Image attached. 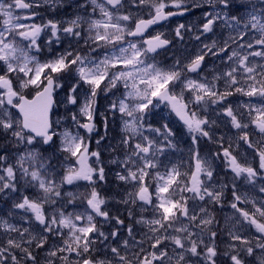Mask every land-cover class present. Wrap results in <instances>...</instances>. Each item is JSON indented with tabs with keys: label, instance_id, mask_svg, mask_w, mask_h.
<instances>
[{
	"label": "snow or ice",
	"instance_id": "obj_1",
	"mask_svg": "<svg viewBox=\"0 0 264 264\" xmlns=\"http://www.w3.org/2000/svg\"><path fill=\"white\" fill-rule=\"evenodd\" d=\"M45 3L55 4L58 0H44ZM92 5L93 13L98 9L101 18L87 20L84 17L77 16L75 19L67 22V26H61L58 22L49 20L47 23L37 24L34 22L35 12H27L25 14L17 13L16 10H29L41 6L39 0H3L0 2V131L3 132L5 138L10 134L13 147L20 149L22 152L17 155L16 164H7V155H0V193L11 189L17 191V170L20 173V179L25 183H31L33 187H37L42 197L30 199L24 196L20 202L14 203V208L24 212H30L35 221L41 226L42 231L53 236H60L63 245L47 251V256L58 258L64 261V264H71L69 256L58 255V253L75 254L81 257L75 264H134L126 254H121L120 248L111 247L112 259H95L91 256L94 251V245L97 241L101 243L108 239L103 231H100L94 217L91 213H95L97 217H103L105 220L115 219L117 224H123V221L117 217H111L107 211L103 209L105 199L100 196L99 192L93 186L90 193L85 195L88 208L91 210L86 217L87 223L78 226L76 221L85 219L83 214L65 215L60 212L59 217L53 213L51 217L44 211V205L47 203L55 204V198L62 196L60 185L56 182L54 171L50 165V157L44 155L49 147L55 145L54 137H60V151L66 153L65 159L68 157L75 158V165L66 167L65 174L61 183L73 184L77 180H85L94 185V176L98 175L99 180H105L104 168H95L89 164V157H96L97 163L100 160L99 152H89L88 144L85 138L79 133L72 134L65 130L57 133L50 119V112L54 105V92L62 85L60 77L75 73L76 83L72 84L68 94L67 102L72 105L78 103L76 93L81 86H86V90L82 93L84 102L80 106V114L86 117L87 122H81L75 114L72 120L79 128H83L91 134L95 131L96 125L93 122L95 114L96 98L100 92L107 94L113 89L123 87L124 92L118 103L114 100L110 105V110L119 112L122 122V137L120 144L124 146L125 157L122 161H112L119 163L126 175L117 172V179L128 183L133 182L137 186L135 194L128 193L129 197L144 204H152V196L145 182V177L149 176L148 169H155L157 162L155 157L157 154H163L165 146L159 144L146 135V131L154 132L157 135H164L167 141L168 137L173 135L167 125H164V131L159 128H152L150 125L146 128L145 120L147 115L160 104H165L172 112L180 118L185 125L188 133L192 136L193 145H198L199 138L204 137L211 140V133L208 128L215 121H210L207 117L202 116L196 110H190V105H203L205 110L209 103H222L227 97L233 95V92L239 93L246 97H258L262 102L259 106L251 104L244 105L248 111V122H244L238 118L234 109L228 106L223 109V114L230 119L233 128L238 130L254 127L259 133L260 139L253 143L247 131H242L239 139L242 140L248 148L255 149L256 155L259 157L260 172H264V64L253 63L250 57H260L264 59V0H258L253 3L252 0H242V3L250 5V9H245L246 16L238 14H230L235 6V0H216L222 6L223 10L216 11L214 14L205 13L206 22L202 26L204 33L212 32L213 26L217 21H222L223 26L232 30L235 35H229L224 41L223 46L218 48V52H227L231 44H237L236 49L231 50V54L227 56L228 61L232 62V66L223 75L226 77V89L219 92L215 89L214 83L200 82L197 80L185 78L184 69L179 68V61L171 68L164 69L159 67L155 62H148V54L157 52V49L165 47L169 41L162 39L158 34L151 39L143 40V45L138 46L137 42L127 40L126 37H141L144 32L153 24L161 20H165L170 16H175L177 12H165L168 7L166 0H131L133 6H148L154 11V15L150 14L149 19L139 18L135 21V27L129 26L133 17L124 14L122 10L125 8L124 0H89ZM184 0H172V7L181 9ZM85 5H81L84 7ZM185 11L187 9H184ZM240 8H235V13H239ZM26 21H32L27 23ZM87 23V38L85 44H93V52L104 49V55L99 59L92 58L87 55H81L71 50H65L61 54H57L51 59L41 62L36 55L31 54L33 51L39 53L42 51L40 38L42 33L50 32L47 40V46L51 48L52 44L59 43L61 37L60 32L65 33L69 37L82 39L80 30L82 24ZM184 25H180L176 29V33L180 36V29ZM252 33L251 38L246 42L245 37ZM17 37L19 40H17ZM199 39V36L196 37ZM24 42V43H21ZM111 46V49H109ZM259 46L260 50H255ZM208 52L217 55V44L214 41L212 45L204 46ZM247 49L250 51H241ZM207 53L198 54L190 63L184 65L189 73H196L200 69L202 62ZM239 73V75H237ZM12 74H15L19 81V91L16 90ZM220 76L214 77L220 79ZM241 80L244 83H241ZM182 83L183 87L179 94L174 91L177 83ZM35 89V95L32 99H27L24 90ZM191 93L192 99L186 100L184 91ZM156 101V103H154ZM7 106V108L5 107ZM8 108H14L19 112V118L13 119ZM255 113V115H253ZM105 128L107 129V121L105 120ZM103 139V137H101ZM100 141H97L99 144ZM37 145H40L38 148ZM168 148L174 145L168 143ZM54 155V153H53ZM223 156L226 164L234 174L235 178H243L247 183L254 184L260 173L252 166L241 164L236 156L229 149L223 150ZM195 161V169L190 173L187 181L183 182L178 179L182 175L176 166L167 170L165 173H156L158 180L156 184V201L154 209L157 215L150 220H139L138 223L146 224L149 231L155 237L151 247L153 251L148 252L143 258L140 253H144V249L140 248L139 253H133L137 257L135 264H165V260H172L169 256L165 241H170L180 251L176 254L179 259L175 264H186V254L190 253L192 257H200L205 264H217L216 257L218 250L214 244L217 232L212 229L214 217L207 208L201 207L200 212L203 216L190 214L187 206L188 197L181 196L180 199H174L177 188L181 192L192 193V199L205 201L207 197L208 203H222V190L213 191L205 185L203 177H207L209 181L213 178V170L208 159L202 158L198 151L193 152ZM142 164V166H141ZM131 165V166H130ZM49 173H52L49 175ZM175 186V187H174ZM223 187V186H222ZM260 191L264 192V186L260 187ZM71 199L68 203H72L74 194L67 193ZM234 200L231 208L239 213L237 223L244 224L254 228L258 237L256 239V247L264 253V203L257 206L253 203L252 211L238 207L240 203H247V200L233 190ZM127 204L128 199L120 201ZM131 215V213H130ZM183 216L191 222L192 228H199L200 232L210 233V239L213 243H205L203 237L200 243L192 239L196 233L190 231L189 226L174 227L175 224ZM6 231L19 232L21 242L15 239H8L7 247H0V264H6L8 258H11L12 264H20V260L11 251L18 249L24 254V258L32 261V264H38L36 256L28 247H23V243L31 245L35 241L36 248L43 249L47 243L48 237L40 235H30V239L24 241L25 233H29V229L25 228L20 231L6 221L0 223ZM172 228L175 233L180 235H160L155 234L161 229L166 233ZM67 229V233L62 230ZM129 236L133 235L131 226L128 228ZM112 237H116L117 233L112 232ZM230 238L233 242H239L242 246L237 248L236 243L230 244L231 264H246L244 254L251 257L255 255V249L252 242L241 235L230 232ZM153 239V237H149ZM137 244L143 241H137ZM203 245L204 251L199 250ZM123 247L128 249V242L125 240ZM7 253V255H3ZM46 264H54V260H47ZM258 264H264V255L258 257Z\"/></svg>",
	"mask_w": 264,
	"mask_h": 264
},
{
	"label": "rangeland",
	"instance_id": "obj_2",
	"mask_svg": "<svg viewBox=\"0 0 264 264\" xmlns=\"http://www.w3.org/2000/svg\"><path fill=\"white\" fill-rule=\"evenodd\" d=\"M3 2V0H0ZM10 2V0H9ZM41 6L38 8H33L32 12H40L43 8H47V12L45 13V17L40 21H35L37 24L47 23L49 20L58 22L61 26H67V22L75 19L77 16L84 17L87 20L90 19H99L101 18L99 10L97 9L95 13H93L92 5L89 0H73V3L77 4L79 7L81 5H85L81 7L82 10L79 12H67L66 14L58 13L56 9L63 11V5H68L65 0H58L55 4L45 3L44 0H39ZM255 3V0H253ZM69 6V5H68ZM85 9L90 12V16L81 15ZM238 14V13H237ZM247 12H242L241 16H246ZM134 20H137L138 16L132 15ZM132 19V20H133ZM32 22V21H31ZM27 22V23H31ZM131 22V21H130ZM129 23V22H128ZM87 23L82 24L81 29H78L82 33V39L77 41L75 37H69L65 33L60 32L59 35L61 40L59 43H53L51 48L47 46V40L50 36V32L42 33L44 37L40 38V44L42 46V51L39 52L40 61L43 62L47 59H51L56 56L59 52L63 53L61 49L67 47V43L69 41H74V49L78 50L82 48L85 54L92 58L99 59L104 55V49H99L97 52H93L92 48L95 45L89 43L85 44L84 40L87 38ZM252 33L249 32L248 40L251 38ZM17 40L19 38L17 37ZM247 40V41H248ZM245 41L244 43H246ZM243 42V41H242ZM21 43H24L21 41ZM204 45H210V43L206 42ZM238 47L237 44H231L229 48L230 51L232 49H236ZM111 49V46H109ZM247 49H241V51H245ZM255 50H260L259 46H256ZM250 51V50H247ZM31 54L38 56V54L33 51ZM193 60V59H192ZM224 64L227 66L224 71L218 70L217 72H213L212 66L207 65L204 68L208 75L205 76L201 74L200 69L196 73H189L187 69L184 68V65L190 63L188 61L179 62L178 67L184 69V76L182 80L185 78L197 80L200 82H209L214 83L215 89L219 92L225 91L226 85V77H224V73L229 70L232 66V62L228 61L227 58H222ZM250 61L253 63L264 64V59L260 57H250ZM149 63L154 62V60H148ZM159 67L168 69L172 66L176 65L177 62L165 64L164 62H155ZM161 63V64H158ZM201 68V67H200ZM2 74V72H0ZM239 75V73L237 74ZM220 76V79H215L214 77ZM12 79L14 86L17 91H19V81L16 79L15 74H12ZM75 73L63 75L60 77L61 87L55 91V107L52 113L51 121L53 122V127L57 133H62L65 130L71 132L72 134L79 133L81 136L85 138V142L88 144L89 152H99L100 160L97 163L96 157H89V164L95 168H104L105 180H99L98 175L94 176L95 184L97 185L96 190L99 192L100 196L105 199V204L102 206L105 211L109 213L111 217H117L123 221V224H117L115 219L105 220L103 217L95 216V213H91V210L88 208L86 203L85 195L90 193L92 190V184L85 180H77L74 181L73 184L69 185L66 183H61L62 178L65 174L66 167L69 165H75V158L68 157L65 159L66 153L60 151V137H55V145L48 149V153L50 156V165L53 168L54 175L56 178V182L60 185V191L62 196L56 199L55 204L47 203L44 205V211L48 214L49 217L53 213L59 217L61 211L64 212L65 215L73 214H83L85 219L76 221L78 226H83L87 223L86 217L89 213L93 215L94 222L97 223V226L100 231H103L105 235L108 236L106 241L102 243L97 241V244L94 245V251L91 253V256L95 259H112L113 254L111 253V247L120 248L121 254H126L129 259L133 260L134 264L137 259L133 255V253H139L140 248H143L144 253H140V258H143L148 252L153 251L151 244L153 243L154 236L153 233L149 231V228L146 224L138 223L139 220H150L153 219L157 212L154 209V204L156 201V184L158 182L156 178V173H165L167 170L171 169L173 166H176L181 173H188L189 175H182L178 179L181 180V187L183 186V182L187 181L190 177V173L195 169V161L192 158L193 152L198 151L199 155L202 158H206L210 161L211 167L213 170V178L211 181L208 180L207 177H203L205 181V185L209 187L213 191H221L222 197L220 204H212L208 203V198H205V201H201L199 199H192V193L190 192H181L179 188H177L174 199H180L181 196L188 197L187 206L189 208L190 214H197L198 216L205 215L200 212L201 207H205L214 217L213 225L211 226L214 231L217 232V236L214 240V244H219L220 248L218 250L219 256L224 258L223 260L216 259L217 264H231L230 255H226L225 253L231 254V249L229 248L230 244L236 243L237 248L240 246L239 242H233L230 238V232L237 233L242 237L250 240L252 242V246L255 249L254 256H247L244 254V260L246 264H258V257L264 255L261 252V249L256 247V239L254 237H258L259 233L255 231L254 228H251L249 225L244 224L241 226L238 224L237 218H239V213H236L234 209L231 208V203L234 200L233 190L235 188V192L241 197L247 200V203H240L238 207L247 210H254L253 203L259 206L261 203H264V192L260 191V187L264 186V172H260L259 169V157L256 155L255 149L248 148V146L239 139L242 131H247L251 134L250 138L253 143H256L260 137L259 133L255 131L254 127H249L248 129L238 130L232 127L230 119L223 114V109L228 107V100L234 99L235 101L231 103V107L234 109L238 118L242 119L244 122H248V111L244 105L251 104L256 107L259 106L262 102L258 97H246L239 93L233 92V95L227 97L222 103L211 104L209 103L207 109L205 110L203 105H190V110L198 111L202 116L207 117L210 121H215L214 124L211 125L208 130L211 133V140L208 138L200 137L198 145H193L192 136L188 133L187 129L181 127L176 121L170 116L167 108L163 105H160L158 108L153 109L145 120L146 128L150 125L152 128H159L161 132L164 131V125H167L168 128L172 131L173 135L168 137L167 141L164 139V135H157L154 132L146 131L145 134L149 135L152 139L157 141L159 144L165 146V151L163 154H157L154 158L157 162V167L155 169H148L150 175L145 177V182L149 188V193L152 196V204H144L138 199L135 200V203L132 202L134 197H129L128 193H133L137 191V186H134L133 182H122L117 179L116 173L122 172L123 174H127L124 168L119 163H113L112 161H122L125 157V149L122 144H120V140L122 137V122L119 112L113 113L110 110V105L115 100L117 103L119 99L122 97L124 92L123 87H119L118 89H113L109 91L107 94L104 92H100L96 98L95 105V114H94V123L96 125V129L91 134L85 132L83 128H79L78 125L74 123L72 120L73 114L77 116V118L81 122H87L86 117L80 114V106L84 102L83 92L86 90V86H81L78 89L76 95L78 96V103L76 105L69 104L67 102V94L72 84L76 83ZM241 83H244L241 80ZM183 87L182 83H177L174 87V91L179 94L181 88ZM2 91V90H0ZM24 94L28 96H32L35 94V89H26L24 90ZM184 97L186 100H191L192 95L189 91H184ZM156 103V102H154ZM234 104V105H233ZM7 108V106H5ZM8 111L12 114L13 119H16L17 116L13 113L11 108H8ZM255 115V113H253ZM105 120L107 121V129L105 128ZM2 132V131H0ZM103 137V139H101ZM100 141L97 144V141ZM8 141V140H7ZM9 142V141H8ZM171 143L174 145L173 148H168L166 145ZM208 143V144H205ZM205 144L206 146L203 148L201 145ZM39 148L40 145H37ZM200 147L203 148L202 152L200 151ZM229 149L234 156L237 157L238 162L241 164H247L252 166L254 169L260 173L256 178L254 184L247 183L242 177L235 178L234 174L231 172L230 168L226 164V159L223 156V150ZM24 149V148H23ZM54 153V155H53ZM18 153L10 152L8 161L12 162V157L17 158ZM131 166V165H130ZM142 166V164H141ZM52 173H49L51 175ZM17 181L18 186L21 187V179L20 173H17ZM25 192L24 196L29 197L30 199H36L38 197H42V193L39 192L37 187H33L31 183H25ZM99 186V187H98ZM102 186V187H101ZM223 186V187H222ZM175 187V186H174ZM20 191L17 188V191L13 192L11 189L5 190L4 193H0V223L7 222L8 224L13 225L20 231L28 228L29 233H25L24 241L30 239V235H35L39 238L40 235H44L48 237L47 243L43 249L36 248L35 241L31 245L27 243H23V247H28L36 256L38 264H46L47 260H54V264H64V261L58 258H51L47 256V251L59 246L63 245V241L60 236H53L49 233H45L42 231L41 226L35 221L34 217L30 212H24L22 210L14 208V203L20 202L18 197H15L14 194ZM73 193L74 199L72 203H68V200L71 199L67 195V193ZM20 193V192H19ZM128 199V203H122L123 201ZM131 213V215H130ZM131 226L133 235L129 236L128 228ZM181 226H189L190 231L196 233L192 237V239L196 240L197 243H200L201 237L205 243H213L210 239V233L205 231L203 233L200 232L199 228H192L191 222L185 219L183 216L180 217V220L175 224L174 227ZM64 233H67V229L62 230ZM116 232L117 236L112 237L111 233ZM156 236L160 235H180L179 233H175L172 228H169L165 233L163 229L160 232L155 234ZM149 237H153V239H149ZM8 239H15L17 242H21V237L19 232H10L4 230L0 227V247L6 248ZM128 242V249L123 247L124 241ZM137 241H143L141 244H137ZM101 245L99 248L98 245ZM166 246L167 252L169 256L172 257V260H165V264H175V261L179 259L178 255H176L180 249H176L175 245L171 244L170 241H165L164 245ZM201 253H203L204 248L201 245L200 249ZM17 258L20 260V264H32V261H28L24 258V254L18 249L11 250ZM3 255H7L4 253ZM58 255H67L69 256V260L71 264H75L77 260H80L81 257L75 256V254L69 253H58ZM6 264H12L11 258L9 257L6 261ZM154 264H159V262H154ZM184 264V262H182ZM186 264H205V261L200 257H192L190 253L186 254Z\"/></svg>",
	"mask_w": 264,
	"mask_h": 264
},
{
	"label": "flooded vegetation",
	"instance_id": "obj_3",
	"mask_svg": "<svg viewBox=\"0 0 264 264\" xmlns=\"http://www.w3.org/2000/svg\"><path fill=\"white\" fill-rule=\"evenodd\" d=\"M68 3V5H63V11H60L59 9L57 12L66 14L67 12H79L82 10L81 7H79L77 4L73 3V0H65ZM98 2H101L98 0ZM125 2V8L122 10L124 14H131L138 16L137 18H143V19H149L150 14L154 15V11L148 7V6H133L131 3V0H124ZM168 7L165 8V12H177L182 14H177L175 16H170V18L165 19L161 25L154 26L148 31H146L142 37L135 38V37H126L127 40H131L133 42H137L138 46L144 47L143 40L151 39L152 37L156 35H160L162 39H167L169 43L164 47L159 49L156 53L153 54V56H148V60H154V62H164L166 64L168 63H174V62H183L188 61L191 62L192 59H194L198 54L201 53H207L205 55V59L201 64V68L199 71H201V74L207 76L208 72H206V69L204 68L207 65L212 66V71L217 72L218 70L224 71L227 67L222 58H227L228 55L231 54L230 49H228L227 52H218V48L220 46H223L224 41L228 38V36L235 35V33L232 32L231 29L223 26L222 21H217L216 24L213 26V31L204 33L202 31V26L206 22L205 20V13L214 14L216 11H227L223 10L222 6L219 5L216 0H184L182 8L176 9L172 7V0H166ZM235 8H240L241 11L238 13V15H241L242 12H246V8L250 9V5L246 3H242V0H235V6L232 10V13L230 14H237L235 13ZM184 9H187L186 11ZM48 10L46 7L40 10L39 18L37 21L42 20L45 17V13ZM28 12H32L29 10ZM45 12V13H44ZM81 15L90 16V12L85 9L82 13H79ZM135 21L131 20L129 22V26L134 28L135 27ZM35 22V21H34ZM184 25L183 28L180 29V36L177 35L176 29L180 26ZM47 34V32H46ZM88 35V33H87ZM86 35V37H87ZM42 38L44 35H41ZM199 36V39L196 37ZM248 40V36L245 37V41ZM216 42L217 48L213 49V51H217V55H213L211 52H208V50L204 47L205 43L208 42L210 45L213 44V42ZM41 42V41H40ZM74 41H69L67 43V47L61 49L63 52L65 50H71L75 53L79 54H85L82 48H79L78 50H75L74 48ZM60 52V51H59ZM57 54H60V53ZM38 54V59L40 53ZM56 54V55H57ZM220 91V90H219ZM234 99H229L227 104L228 106H231V103L234 102ZM234 105V104H233ZM10 134L7 138H5L3 132H0V155H7L9 158V154L11 151L14 153L22 152L24 149L21 147L20 149H17L12 146L10 143L11 141ZM9 142H8V141ZM16 157H12V162L7 160V163L4 166H7V164H16ZM19 170H17V173ZM18 182L17 186H18ZM21 187H17L20 191L16 192L14 194L15 197H18L21 201L25 192V185L24 180L21 179ZM97 187V185H92V187ZM99 187V186H98ZM102 187V186H101ZM20 192V193H19Z\"/></svg>",
	"mask_w": 264,
	"mask_h": 264
},
{
	"label": "water",
	"instance_id": "obj_4",
	"mask_svg": "<svg viewBox=\"0 0 264 264\" xmlns=\"http://www.w3.org/2000/svg\"><path fill=\"white\" fill-rule=\"evenodd\" d=\"M17 10H19V9H17ZM168 18H169V17H168ZM163 22H164V20H161V21H159L158 23L151 25L149 28H151V27L154 26V25L161 24V23H163ZM149 28H148V29H149ZM148 29H147V30H148ZM147 30H146V31H147ZM146 31H145V32H146ZM145 32H144V33H145ZM163 48H164V47H163ZM160 49H161V48H160ZM158 50H159V49H157V51H158ZM150 54H153V53H150ZM33 97H34V96H33ZM33 97H32V98H33ZM32 98H30V99H32ZM27 99H28V98H27ZM13 109H14V108H13ZM168 109H169V112L175 117V119H176L180 124L184 125L183 122L180 120V118H179L178 116H176V114H175L174 112H172L171 109H170L169 107H168ZM14 110H15V111L17 112V114L19 115V112H18L16 109H14ZM49 115H51V112H50ZM184 126H185V125H184Z\"/></svg>",
	"mask_w": 264,
	"mask_h": 264
},
{
	"label": "trees",
	"instance_id": "obj_5",
	"mask_svg": "<svg viewBox=\"0 0 264 264\" xmlns=\"http://www.w3.org/2000/svg\"><path fill=\"white\" fill-rule=\"evenodd\" d=\"M205 146H206L205 144L202 145L203 148H204ZM203 148H200V151H201V152H202ZM216 247H217L218 249L220 248V246H219L218 243H216ZM218 255H219V253H218Z\"/></svg>",
	"mask_w": 264,
	"mask_h": 264
}]
</instances>
